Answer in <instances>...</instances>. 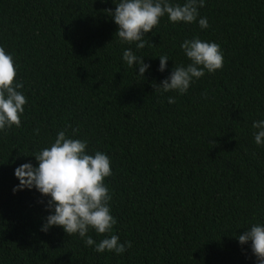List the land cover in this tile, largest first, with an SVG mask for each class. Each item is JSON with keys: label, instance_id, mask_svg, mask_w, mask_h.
Wrapping results in <instances>:
<instances>
[{"label": "trees", "instance_id": "1", "mask_svg": "<svg viewBox=\"0 0 264 264\" xmlns=\"http://www.w3.org/2000/svg\"><path fill=\"white\" fill-rule=\"evenodd\" d=\"M113 2L0 0V46L28 101L21 126L0 133V264H256L236 237L264 223V146L252 136L264 119V0H206V30L163 17L144 49L116 35ZM194 36L220 45L222 69L162 94L160 81L190 63L180 44ZM126 48L151 65L143 78L122 60ZM61 130L111 159L112 234L132 244L122 255L42 231L47 197L13 192L14 169L35 166Z\"/></svg>", "mask_w": 264, "mask_h": 264}, {"label": "clouds", "instance_id": "2", "mask_svg": "<svg viewBox=\"0 0 264 264\" xmlns=\"http://www.w3.org/2000/svg\"><path fill=\"white\" fill-rule=\"evenodd\" d=\"M114 4L115 9L109 13L117 25L116 35L122 43L135 44L136 49L146 47L144 37L163 17L173 24L197 23L201 30L210 27L207 17L201 16L199 11L205 7L206 0H184L183 3H174L173 0H117ZM180 49L190 63L173 67L170 74L160 81L158 86L162 94L170 91L186 94L195 81L223 67L224 55L216 42L194 36L184 39ZM155 58L159 59L157 71L165 72L170 60L168 55ZM122 60L128 67L138 69L136 73L142 78L151 67L132 48L123 50ZM17 76L18 66L12 54L0 46V133L21 126L28 101L20 91L24 84ZM167 99L169 104L175 102L174 97ZM252 128L255 144L264 146V119L253 121ZM87 147V140L72 139L64 130L58 131L54 142L34 155L35 166L26 162L14 169L19 183L13 192L35 189L47 197L49 215L42 224V231L57 226L67 235H78L97 253L122 255L132 244L128 241L121 243L119 236L112 234L117 219L111 214L112 192L105 183V179L113 174L111 159L101 151L89 154ZM90 229L104 238L97 242L88 235ZM236 238L240 245H249L256 264H264V223H253Z\"/></svg>", "mask_w": 264, "mask_h": 264}]
</instances>
